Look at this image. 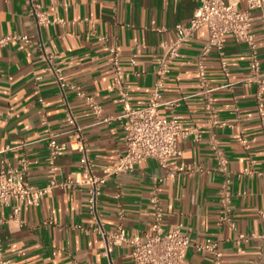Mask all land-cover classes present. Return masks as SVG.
I'll list each match as a JSON object with an SVG mask.
<instances>
[{"label": "crops", "instance_id": "crops-1", "mask_svg": "<svg viewBox=\"0 0 264 264\" xmlns=\"http://www.w3.org/2000/svg\"><path fill=\"white\" fill-rule=\"evenodd\" d=\"M34 3L41 5L49 23L38 24L31 10ZM197 6V0H0V37H29L0 46V167L21 166L26 158L27 177L38 186L53 176L74 177L81 169L79 151H62L55 171L48 161V140L67 142L74 134L68 110L87 139L96 172L112 166L126 143L108 45L119 47L124 86L133 105L141 107L152 95L164 44L174 39L175 25L187 22ZM255 28L264 73V28L260 22ZM208 37L205 29L181 46L160 99V112L179 115L188 131L178 139L180 154L166 166L148 158L134 170L110 177L98 209L108 230L122 223L129 235L152 234L151 199L158 193L166 229L182 224L192 241L219 242V261L191 247L189 264H264V130L259 111L260 102L264 108V90L251 80L248 46L227 34L224 57L212 50L206 58L208 88L221 124L211 125L205 88L196 77L197 56ZM45 53L55 55L62 80L79 84L100 104L101 115L85 98L62 90L46 69ZM105 117L112 119L106 122ZM212 137L233 177V225L221 216L224 175L217 167ZM87 197L84 186L57 187L37 206L22 204L17 216L18 200L1 206L0 235L12 264H133L128 247L108 250L94 231L97 223L89 215Z\"/></svg>", "mask_w": 264, "mask_h": 264}, {"label": "built area", "instance_id": "built-area-1", "mask_svg": "<svg viewBox=\"0 0 264 264\" xmlns=\"http://www.w3.org/2000/svg\"><path fill=\"white\" fill-rule=\"evenodd\" d=\"M198 6L194 15L187 22H179L175 25L174 39L164 44V52L156 68L157 80L152 95L148 102L135 107L131 101V95L124 86L122 77L123 66L120 62V50L116 45H108L109 61L115 73V82L118 86V100L122 105L121 120L124 132L126 149L118 155L112 166L106 167L101 173L96 172V165L90 159L87 149V139L82 128L77 124L73 113L68 110L67 118L75 125L74 134L67 142L56 138L48 140V161L52 171L57 169L56 159L60 153L68 148L81 153V169L74 177L61 180L55 176L44 186L33 184L27 177L29 161L26 158L20 160L21 166L13 167L2 164L0 167V207L8 204L12 199L19 201L14 208V216L19 215L22 204L37 206L42 198L53 192L57 187L71 189L84 186L87 190V209L90 217L96 221L94 231L105 240L108 250L111 246H126L130 249L133 264H189L187 259L191 247L196 252L207 254L219 261L222 257L219 242L213 238L204 241H192L183 231V225L177 224L169 229L165 228V214L158 193L151 199L153 206V233L146 235H129L122 223L116 225L114 230H108L98 209L99 198L106 181L110 177H118L123 173L130 172L148 158L157 159L160 164L166 166L168 161L180 154L178 139L187 134L181 118L177 114L170 116L160 112V99L163 96L166 79L171 72L172 62L177 58L181 46L193 38L201 36L203 30L209 33L208 40L203 44L198 56L196 77L205 88V109L209 114L211 125L220 126L218 110L214 105L210 94L207 77L206 58L212 50H216L223 58L225 55V36L232 34L249 48V69L251 80L259 85L260 92L264 90V73L261 70L259 51L256 44L255 25L260 22L264 28V0H197ZM240 3L245 7L241 8ZM39 25L50 22L47 14L42 10L39 3L32 4L31 8ZM28 41L27 35H6L0 37V46L7 45L13 40ZM100 40L107 43L106 36ZM47 61L46 69L53 73L59 80L63 91H74L78 96L85 98L94 112L101 115V106L92 96H88L82 87L71 81L61 79V70L55 65L53 53H45ZM226 66V60H222ZM259 111L262 129L264 130V108L259 103ZM112 118L105 117L109 122ZM193 131V130H192ZM200 138V133L196 132ZM241 142L246 144L247 139L242 136ZM212 148L216 154L217 167L223 173L224 178L219 187V205L222 219L229 221L232 225L231 202L233 177L228 167V159L217 140L212 137ZM180 169L185 171L182 163ZM264 216V213H262ZM0 218V224H1ZM241 238L245 235L240 234ZM0 264H12L4 251V244L0 235Z\"/></svg>", "mask_w": 264, "mask_h": 264}]
</instances>
